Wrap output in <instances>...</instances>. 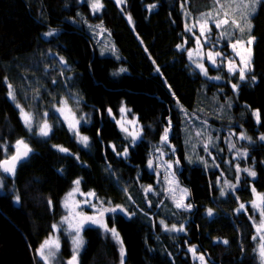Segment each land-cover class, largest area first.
Instances as JSON below:
<instances>
[{
    "label": "trees",
    "instance_id": "obj_1",
    "mask_svg": "<svg viewBox=\"0 0 264 264\" xmlns=\"http://www.w3.org/2000/svg\"><path fill=\"white\" fill-rule=\"evenodd\" d=\"M218 3L126 0L122 9L117 0H101L94 11L87 0H0V264H45L36 251L53 233L64 212L62 198L77 180L84 192L125 211L108 217L119 240L97 227L84 230L85 248L75 264H198L194 246L210 264H264L252 205L256 195L264 201V0L251 19V70L240 79L239 72L208 64L211 75L223 78L212 82L192 68L181 46L186 39L187 47L195 46L184 11L200 17ZM97 29L114 51H105ZM221 44L212 50L232 53L226 40ZM63 102L87 116L82 131L88 147L57 113ZM18 105L32 116L31 129ZM125 111L143 128L139 141L118 124ZM194 120L209 123L208 131L188 132ZM45 121L53 126L48 139L39 135ZM239 124L256 144L241 145L245 159L227 161L222 137ZM202 132L219 139L222 157L211 145L215 158L207 153ZM20 140L33 154L9 176L1 163ZM184 142L197 151L200 165L187 162ZM161 150L175 160L193 205L191 213L174 218L181 225L188 216L186 233L177 236L156 223L158 204L147 191L160 190L149 162ZM68 239L64 264L74 256Z\"/></svg>",
    "mask_w": 264,
    "mask_h": 264
},
{
    "label": "rangeland",
    "instance_id": "obj_2",
    "mask_svg": "<svg viewBox=\"0 0 264 264\" xmlns=\"http://www.w3.org/2000/svg\"><path fill=\"white\" fill-rule=\"evenodd\" d=\"M91 5L95 2V0H87ZM219 3L217 7L211 9L210 11H207L202 14V16L195 17L193 14L189 13L188 11H184V20H185V27L189 34H191L194 38L195 46L191 45L187 47V44L189 43V40L186 39L184 44L181 46V49H185L189 53H191V56H189V62L192 66V68L201 73L205 78L212 82H218L220 80H223V78L214 77L210 74L208 64H211L213 67H222L224 66L229 72L233 74L237 72H241L243 70L244 75L251 70L252 67V59H253V47L255 43V37L251 36V30H252V21L251 19L255 16L258 5L261 0H255V3L253 0H218ZM118 2V0H117ZM101 3V0H100ZM126 3V0H119L118 4L123 9V5ZM247 5V7H245ZM254 8V11H253ZM187 10V9H186ZM227 14V15H225ZM130 17V15H128ZM128 17V18H129ZM227 19L228 23H223V21ZM235 20L236 24L240 25V27L244 28V31L241 32L240 28L235 27L233 25L232 21ZM217 21L221 22V26L217 27L216 23ZM250 23L251 29L249 31V28L247 27V24ZM203 27L204 31L203 34H201V28ZM98 31H93L97 35L98 40L102 42L104 45L103 48L105 51H109L112 49L110 40L108 38V35L103 30L97 29ZM215 30V31H214ZM49 36L50 35H46ZM210 38H215L213 41L212 47L207 46L208 43H210ZM251 39V44L248 43V40ZM227 41L230 45V49L232 53H228L227 49H220L221 55H216L215 49L219 45L222 46V42ZM237 40L241 41L242 44H238L235 49H233L232 44L235 43ZM217 41L221 42L219 45H215L214 43H217ZM113 50V49H112ZM114 51V50H113ZM211 52L213 55L211 59L208 56V53ZM215 61L213 63L212 61ZM229 61H231V65L229 64ZM199 65H202L203 68L206 70L207 74L205 75V71L201 70V67ZM231 67V71L229 68ZM238 85L234 88L237 90ZM221 101V99H219ZM227 102L226 100L224 101ZM223 103V102H222ZM19 106V105H18ZM227 106V104H226ZM20 111L23 110L20 106ZM250 113L253 114L254 118L256 120L257 116L255 113L258 111L256 110H250ZM23 113H27L23 110ZM21 111V119L23 123L25 124V117ZM57 113L60 115L63 123L65 126L69 129L71 134L76 138V140L79 142V144L83 147H88L90 145V139L87 134H85L82 131V126L84 124L90 123L87 116L85 114L78 115L71 106L63 102V104L57 109ZM242 113L244 111L242 110ZM259 113V112H258ZM28 114V113H27ZM31 117V127H26L31 129L33 125L32 116L28 114ZM131 116V117H130ZM129 117L126 116V111L123 112V115L119 118L118 124L121 127L122 130L129 136L134 142L139 141L141 136L143 135V128L138 123L137 119L135 117H132L130 115ZM206 119L205 116H203L204 120ZM44 123H47V125L50 128L49 134L47 136L39 135L45 139H48L52 134L53 126L50 122L45 121ZM43 123V124H44ZM42 124V125H43ZM208 124L207 122L202 123L200 121L194 120L191 122L186 128L187 131L190 133H195L199 131H208ZM239 129H228L227 132H225L224 136L222 137L223 143L226 145V151H225V159L227 158V161H229L228 158H246L248 155V151L246 148H243L241 145L248 144V145H255L256 140H254L247 130H245L240 124L238 125ZM126 129V131H125ZM203 133V132H202ZM87 137L88 142L87 146H85L84 143L81 142L80 137ZM241 136H244V139H241ZM203 137L205 138V146L206 151L210 156H213L215 158V154L212 153L213 149L218 151V155L222 157L220 153V149L217 146L218 138H212L210 135H207L203 133ZM17 145V144H16ZM15 145V150H17ZM184 149H185V155L187 162L193 165H200L199 159L197 158L198 153L196 151V156L192 148L188 146L186 142H184ZM202 141L200 142V145L197 147V150L201 147ZM243 148V149H242ZM159 154L157 157H155V163L151 162V165L153 167V172L157 174L158 181L161 183L159 186L160 190L151 189L148 191L149 194H152L155 196L154 201L157 202L158 208L156 212L159 214V216L156 217V223H158L162 229L163 232L177 236L180 234L186 233V226H187V220L188 216L185 218V220L181 225L178 224L174 218L176 217L177 213L179 212H185L186 214H189L193 210V205L190 202V191L188 188L183 186L181 182L179 181L176 173V162L174 159H169V153L166 150L159 151ZM8 158V157H7ZM197 159V161H196ZM224 159V160H225ZM246 170V169H245ZM247 173L249 171L247 170ZM79 184V191H76V184L73 185L72 189L62 198L61 206L64 210L62 213V217L53 225V233L49 238H47L45 241H54L59 244L58 250L52 246L51 250L55 252V255L52 257H49L47 261L44 260V258L40 254V248L42 245H44L45 241L40 245V247L37 249L36 254L37 256L42 259L46 264H64L62 259V244H63V238H69V242L71 244V250L72 254L76 256H80L84 250V246L86 244V240L84 238V230L88 227H97L100 228L101 231L105 234H112L110 231H105L104 228L100 227L99 224H93L91 221H85L83 222L82 226L80 227L79 233L76 232V226L80 225L83 221L84 217H93L97 220H102L107 227L110 229V225L108 223V217L111 215H115L118 212H124L125 210L119 206H114L103 199L97 198V196L94 195H88L89 193L93 192H84L81 185V180ZM186 190V193L185 191ZM71 194V195H70ZM163 196V200H160ZM165 200V202H164ZM177 203H182L183 205H190V208L186 209L184 207L178 208L176 205ZM254 210L256 214L258 213V218L255 219V225L257 229V236L259 238V247L258 252L260 259L264 263V257L261 256V246L264 245V201L263 198H261L259 195H256L254 203H252ZM255 205V206H254ZM105 209H108V211H105ZM111 209H115V211H111ZM123 210V211H122ZM101 213H103L101 215ZM173 226H175L176 229H182V231H170L168 229H172ZM79 235L81 239L83 240L82 246L74 251L75 245L73 244V239ZM194 249V251H192ZM198 246H194L191 249V253L194 257V259L197 261L198 264H210L207 259L197 252ZM49 249H45V255H47V252ZM203 257V260L200 259V257ZM77 258V257H76Z\"/></svg>",
    "mask_w": 264,
    "mask_h": 264
},
{
    "label": "snow or ice",
    "instance_id": "obj_3",
    "mask_svg": "<svg viewBox=\"0 0 264 264\" xmlns=\"http://www.w3.org/2000/svg\"><path fill=\"white\" fill-rule=\"evenodd\" d=\"M118 2H119V0H118ZM253 2L255 3V0H253ZM101 7H102V4L100 3V0H95V2L92 4V8H93L94 11L99 10ZM245 7H247V5H245ZM253 11H254V8H253ZM225 15H227V14H225ZM129 20H131V17H129ZM223 23H228V20L225 19V20L223 21ZM232 23H233V25H235V27L240 28V31H241V32L244 31V28H242V27H240V25L236 24V21H235V20H233ZM216 26H217V27H220V26H221V22H220V21H217ZM247 27L249 28V31H250V29H251V25H250V23L247 24ZM203 31H204V29H203V27H202V28H201V34H203ZM48 35H52V33H48ZM251 42H252V40L249 39V40H248V43L251 44ZM238 44H242V42L239 41V40H237L235 43H233V44H232L233 49H235V48L237 47ZM212 55H213V54H212L211 52L208 53V56H209L210 59H211ZM216 55L218 56L219 53H216ZM189 56H191V53H189ZM212 62L215 63L214 60H213ZM229 64L231 65V61H229ZM199 66L201 67V70H202V71H205V75H206L207 72H206V70L203 68V66H202V65H199ZM229 70H230V71L232 70L231 67L229 68ZM121 71H126V70H125V69H121ZM244 78H245V77H244V72H243V70H241V72H240V79H244ZM233 87L235 88L236 86L233 85ZM9 94L12 95V93H9ZM21 111H22V113H23V110H21ZM122 111H123V109H122ZM23 115H24V117H25V124H26L27 126L31 127V117H30L27 113H23ZM255 115L257 116V119H259V113L257 112V113H255ZM49 131H50V128H49V126L47 125V123H44V124L40 127V129H39L40 135H42V136H47V135L49 134ZM125 131H126V129H125ZM244 138H245L244 136H241V139H244ZM80 139H81V142L84 143L85 146H87L88 138L82 136V137H80ZM164 139H165V140L167 139V130H166L165 133H164ZM261 139L264 140V137H261ZM21 146H23V148H24L23 153H20V152H19V148H20ZM16 148H17V150H18V151H17V154H16V155H13V156L11 157V161H9V160H5V161L3 162L4 165H5V167H4L3 170H4L5 172H8V173H12V174H14V170H15V162H16L21 156H27L28 153L31 151V149L28 147L27 144L24 143L23 140H20V141L17 142ZM60 151H67V150L61 148ZM126 154H127V153H125V155H126ZM149 166H151V162H149ZM246 171H247V170H246ZM249 175L255 176V172L249 171ZM75 184H76V186H77V187H76V191H79V184H80V181H79V180L75 181ZM148 190L150 191L151 189H148ZM184 191H185V193H186V190H184ZM70 195H71V194H70ZM88 195H94V193H89ZM17 201H19V197H18V196H17ZM176 206H177L178 208H180V207H184V208H186V209L190 208V205H183L182 203H177ZM254 206H255V205H254ZM241 208H244V205H241ZM105 211H108V209H105ZM111 211H115V209H111ZM122 211H123V210H122ZM102 214H103V213H101V215H102ZM208 215H209V216L212 215V210H211V209L208 210ZM262 215H264V213H262ZM85 221H91V223H93V224H99L100 227L104 228V230H105L106 232H107V231H110V232L112 233L113 237H115L116 239L119 240V234L116 232L115 228L109 229V228L107 227V225H106L102 220H97V219H95V218H93V217H84V218H83V221L81 222V224L76 226V229H75V230H76L77 233H79V231H80V227L82 226L83 222H85ZM168 230H170V231H182V229H176L175 226H173L172 229H168ZM121 243H122V241H121ZM224 243H227V241H225ZM73 244L75 245V249H74V251L78 250V249L82 246V244H83V240L81 239V237H80L79 235H77V236L73 239ZM53 245H54V247L58 250V248H59V244L56 243V242H54V241H45L44 245L41 246V248H40L39 251H40V254H41V256L44 258L45 261H47V260L49 259V257H52V256L55 255V252L51 250V248H52ZM45 249H49V251L47 252V255H45ZM192 251H194V249H193ZM123 254H124V250H123V248H121V256H122V257H123ZM261 256L264 257V245L261 246ZM200 259L203 260V257L201 256ZM75 262H76V255H74V256L72 257V260H70V261L68 262V264H75Z\"/></svg>",
    "mask_w": 264,
    "mask_h": 264
},
{
    "label": "water",
    "instance_id": "obj_4",
    "mask_svg": "<svg viewBox=\"0 0 264 264\" xmlns=\"http://www.w3.org/2000/svg\"><path fill=\"white\" fill-rule=\"evenodd\" d=\"M17 151H18V150L15 151L14 155L17 154ZM23 151H24V148H23V146H21V147L19 148V152H20V153H23ZM32 154H33V151L31 150V151L28 153L27 156H21V157L15 162V170H16V167H17L20 163H22L25 159H27L28 157H30ZM8 160L11 161V158L8 159ZM1 167H2V170H3L4 167H5L4 163L1 164ZM15 170H14V173H15ZM3 171H4V170H3ZM4 172H5V171H4ZM6 173H7L9 176L13 175L12 173H8V172H6Z\"/></svg>",
    "mask_w": 264,
    "mask_h": 264
},
{
    "label": "bare ground",
    "instance_id": "obj_5",
    "mask_svg": "<svg viewBox=\"0 0 264 264\" xmlns=\"http://www.w3.org/2000/svg\"><path fill=\"white\" fill-rule=\"evenodd\" d=\"M16 151V150H15ZM15 151H14V153H15ZM14 153L11 155V156H9L8 158H5L3 161H2V163L5 161V160H8V159H10L13 155H14ZM1 163V164H2ZM17 168V167H16ZM122 248V247H121ZM46 264V263H45Z\"/></svg>",
    "mask_w": 264,
    "mask_h": 264
}]
</instances>
